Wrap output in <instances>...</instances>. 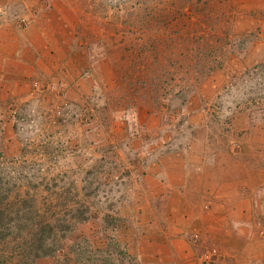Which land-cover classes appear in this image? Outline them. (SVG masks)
Returning a JSON list of instances; mask_svg holds the SVG:
<instances>
[{"label": "rangeland", "instance_id": "374dc122", "mask_svg": "<svg viewBox=\"0 0 264 264\" xmlns=\"http://www.w3.org/2000/svg\"><path fill=\"white\" fill-rule=\"evenodd\" d=\"M0 1L18 20L56 4ZM60 21L52 66L0 86V198L40 213L19 239L56 230L33 264H158L142 240L172 166L264 108V0H60Z\"/></svg>", "mask_w": 264, "mask_h": 264}, {"label": "crops", "instance_id": "0c3cea01", "mask_svg": "<svg viewBox=\"0 0 264 264\" xmlns=\"http://www.w3.org/2000/svg\"><path fill=\"white\" fill-rule=\"evenodd\" d=\"M54 1L41 13L28 7L19 20L0 14L5 90L27 85L60 56L64 21ZM229 127L231 140L200 142L160 185V229L142 240L146 255H159L153 263L264 264V108L237 110Z\"/></svg>", "mask_w": 264, "mask_h": 264}, {"label": "trees", "instance_id": "16d2710c", "mask_svg": "<svg viewBox=\"0 0 264 264\" xmlns=\"http://www.w3.org/2000/svg\"><path fill=\"white\" fill-rule=\"evenodd\" d=\"M195 68H198L199 73L202 74L201 69H204L202 61L195 62ZM195 79L197 80L196 77ZM3 200L4 198H0V264H33L46 256L55 254L57 248L49 244V239L56 230L50 224L44 223L43 218L39 217L40 228L33 231L32 236H30L32 232H29V236H24L28 238L19 239L22 231L28 228L27 222L33 219L29 208L39 213L38 209L35 206L23 205L11 211L8 208V202ZM14 224L18 229L16 237L12 230ZM54 239L56 238H52Z\"/></svg>", "mask_w": 264, "mask_h": 264}]
</instances>
